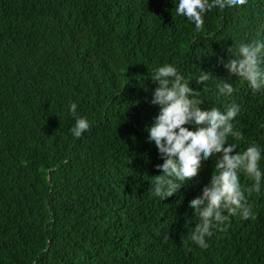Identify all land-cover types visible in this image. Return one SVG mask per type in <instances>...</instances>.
Wrapping results in <instances>:
<instances>
[{"label": "trees", "instance_id": "trees-1", "mask_svg": "<svg viewBox=\"0 0 264 264\" xmlns=\"http://www.w3.org/2000/svg\"><path fill=\"white\" fill-rule=\"evenodd\" d=\"M173 0H0V264H264V180L245 191L252 215L230 216L208 247L190 239L187 207L214 161L162 200L151 194L162 158L147 129L153 68L175 63L205 110L240 106L229 143L262 147L264 90L253 93L217 58L240 41L264 39V0L204 14L200 31ZM230 98L215 97L218 80ZM90 128L74 138V118ZM191 127V125H189ZM248 188L253 181L240 173Z\"/></svg>", "mask_w": 264, "mask_h": 264}, {"label": "clouds", "instance_id": "clouds-1", "mask_svg": "<svg viewBox=\"0 0 264 264\" xmlns=\"http://www.w3.org/2000/svg\"><path fill=\"white\" fill-rule=\"evenodd\" d=\"M175 14L186 18L200 31L204 14L215 8L218 11L232 9L246 0H173ZM226 61L217 58L218 66L235 75L253 93L264 90V39L240 41L228 48ZM155 87L151 92V103L159 108L154 123L147 129L148 140L154 142L162 163L155 165L160 174L151 176V194L162 200L173 196L181 185L197 176L202 163L210 158L214 169L210 180L200 193L188 201L187 207L198 217L189 239L200 248H207V238L213 230H222L230 216L239 215L248 219L253 213L247 203L245 191L258 190L264 180L260 167L262 147L249 144L242 152L237 145L229 143V137L239 140L242 133L235 127V117L240 106L231 102L223 107H201L198 90L191 81L204 84L210 72L201 69L198 75L186 77L175 63H162L149 71ZM235 89L232 83L215 82L213 96L230 98ZM77 103L70 102L67 112L74 118L69 129L74 138H79L90 128V121L77 114ZM191 125V127H189ZM260 127H264L261 124ZM240 173L253 181L248 188L240 183Z\"/></svg>", "mask_w": 264, "mask_h": 264}]
</instances>
